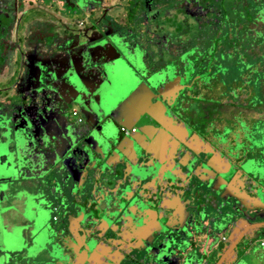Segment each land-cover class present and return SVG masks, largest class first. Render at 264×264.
<instances>
[{"label": "flooded vegetation", "instance_id": "obj_1", "mask_svg": "<svg viewBox=\"0 0 264 264\" xmlns=\"http://www.w3.org/2000/svg\"><path fill=\"white\" fill-rule=\"evenodd\" d=\"M234 1L236 3L230 5L228 0H196L199 9L193 11L189 6L190 0H131V6L126 13V22L122 23L123 28L128 31L126 43L129 48H125L131 57V48L135 47L134 53L137 54L135 61L138 63V67L148 71V75L143 79V81L146 80L143 83L146 86L141 87L135 94L134 98H137L134 101L135 105L131 108V104H128L127 115L130 112L136 115L144 107V109H149L152 112V118L146 116L147 118L143 119L146 120L147 127L152 129L147 128L149 132L138 127L133 117L129 121L124 120L127 121L126 124L135 123V126L130 129L120 127L115 121L110 120L107 127H102L103 131L99 130L98 127L95 128L94 123L98 122L100 118L94 120L90 117L84 118L76 103L75 105L62 104L55 107H44L45 115L57 116L58 113H63L65 124L71 126L72 132L79 141L86 140L90 144L93 137H99L105 142L104 132L107 129V131L111 130L112 132L110 134L108 131L109 135L115 137L119 142L126 135L137 137L138 143L144 148L150 147V136L153 132L156 134L155 137L159 139L169 135L166 127L173 128L169 124V119L173 117L184 121L198 135L206 138L208 142L204 150L207 151L214 149L219 152L220 145L222 146L223 140L227 138L228 146L233 143L231 139L233 132L224 139L220 136L224 135L226 129L224 122L228 121L226 124L230 130L234 129L233 126L236 123L249 126L253 122L259 128L262 127L264 119L257 122L252 116L254 112L257 113L264 107V105L262 106L264 93L261 92L264 88V80L260 78L258 71H253L254 68L250 70L244 66L243 71L239 69L243 67L239 64V53L242 58H245L246 64L251 59L248 58V53L257 57L254 52L255 48H252L249 43L252 38L247 36V32H245L247 23H238L239 14L237 11L243 9L247 2L246 0ZM14 2L15 0H7L4 5L0 6V23L3 22V18L10 19L6 38H3L1 42L6 49L9 48L10 29H14L18 24L9 11H17L21 8L20 1L17 2L18 4ZM226 5L232 6L236 12L232 16L234 22L229 19L231 12L224 8ZM162 15L176 17V19H180L181 24L184 23L182 26L176 25L181 34L173 40H171L170 32H177L178 29L171 27L172 31L167 26H163L162 22L158 21ZM67 23L72 27L70 30L74 32L78 30L77 18H71ZM86 23L93 26V30H96L94 21L88 20ZM197 24L201 26L195 27ZM241 25L243 27L239 29ZM40 27L42 34H45L44 30H46V36L49 37L52 30L58 26L42 24ZM210 28H214L215 36H204L206 33H211ZM144 30L147 34L144 33ZM97 31H99L98 28ZM40 33L33 31L34 40L43 41L46 38H42ZM216 37L219 38L217 46L216 42H212L216 40ZM233 39L238 40V44H235ZM34 40L27 42L29 44ZM130 41L135 44H131ZM218 49L221 53L217 51ZM214 50L216 55H214ZM231 52L235 56L228 62V65L231 64L230 71L223 75V64L226 57H229L228 53ZM222 53L227 54V56L222 55ZM8 63L9 61L6 59L0 73ZM46 68L48 66L43 65L26 73L22 72L19 76L22 79L19 87L18 85L14 87L11 83H7L6 86L0 84V95L6 97V94L2 93L1 90L7 87H12L11 95L14 93L19 98H23L24 94L38 85L43 89L45 82L48 81L45 78ZM214 78L216 83L218 82L215 89L210 86ZM240 78L242 81L237 82ZM149 79H152L151 83H147ZM139 103L142 105H138ZM223 108L226 109L225 112L229 111L228 117L231 120L225 119V115L222 114L224 113ZM72 110L76 111L75 116H71ZM252 111L254 112L252 113ZM102 122L104 120L101 119L99 125ZM33 125L38 129L37 121L33 120ZM121 128L125 132H122ZM24 129L25 126L22 122L16 121L13 124H8L11 143L14 136L20 135ZM50 129H52L51 125L48 133L51 132ZM246 129L249 130L247 127ZM5 130L6 124L0 116V136L4 134ZM140 131H143L148 139L145 135H140ZM120 144H116V149L120 150ZM122 147L129 150L132 146L123 143ZM263 148L264 146L260 148L261 150L256 149L257 153L264 155ZM5 149L9 151V147H0V180L8 178V180L0 182V264H15L16 260L18 261L17 264L20 262L23 264H41L43 258L47 260L44 264H74L78 254L76 237H82L84 229L77 221L79 216L76 211L74 212V206H66V203H63L65 196H69V191L66 192L67 189L64 191L63 187L72 180L67 178L68 175H65L62 182L59 180L53 183L51 180L47 183V178H41V169L36 168L27 170L25 173L21 172L26 178L17 179L13 177L12 165L4 163L8 155L5 154ZM129 152L135 153L133 149ZM113 155H115L113 158H118L116 150ZM87 159L84 169L79 173L78 170L71 169V165L66 164L70 174L74 173L73 180L80 188L84 185L83 178L88 166ZM51 163L54 164L55 162L52 160ZM67 170L65 169L66 172ZM134 187L138 189V186ZM141 187L142 185L140 190ZM153 191L154 188L148 195H142L145 201L151 198L150 195ZM67 203L72 204L71 199ZM48 208L51 215L47 219ZM74 208L76 209V207ZM79 209L81 208L78 207ZM86 227L85 231H90ZM51 231L58 235L56 245L48 241ZM18 234H21L20 238ZM226 239L227 237L223 238V242Z\"/></svg>", "mask_w": 264, "mask_h": 264}, {"label": "crops", "instance_id": "obj_2", "mask_svg": "<svg viewBox=\"0 0 264 264\" xmlns=\"http://www.w3.org/2000/svg\"><path fill=\"white\" fill-rule=\"evenodd\" d=\"M255 1L259 2V0ZM260 7L256 15V20L251 23L247 21V29L245 32H247V36L252 38L251 42L249 41L252 48L258 47L257 53L254 49L256 53L255 56L257 57H254L253 61L250 59L248 63L252 65V70L254 68L253 71H261L260 78L264 80V75H262L264 74V41L262 40L264 37L261 34L262 31H264V0ZM86 25L87 24H85V26ZM259 25L262 26L261 31H258ZM242 27L243 25H241L239 29ZM40 34H42V32ZM44 35L45 34H42L41 37L45 38ZM42 42L43 41H37V47L42 46ZM240 51L242 52V50ZM11 53L12 55L14 54V52ZM253 74L252 72V75ZM261 92L262 94L264 93V88ZM138 105L142 104L139 103ZM263 105L264 101L262 103V106ZM144 108L141 109L140 112H137L136 115L130 114V116H132L135 121L142 116L140 121L137 122L138 127L149 132L147 128L150 130L152 129L147 127L146 122L142 123L146 121L143 119L147 118L144 113L147 108ZM223 109L224 113L222 114L226 117L224 118L226 120H231V118L228 117L229 111L225 112L226 109ZM253 112L254 111H252V113ZM254 114L252 116L254 120H257V122L262 121L264 119V107L261 111L257 113L254 112ZM227 122L223 123L226 129L223 128L225 129L224 135L220 136L224 139L233 132L234 134L231 138L233 143L228 146V138L224 139V143L219 147V152L214 149L211 151L204 150L207 147L206 144L208 140L198 135L193 128H189L184 121L179 120L177 117H173L169 119V124L172 125L173 128L171 126V128L166 127V131L169 135L159 139L155 137L156 134L153 132L150 136V147L146 148L150 153L148 157L151 167L149 169L142 168L139 165L138 160L135 159V155L129 152V150L133 149L132 147H129V150L123 149V143H121L119 146L121 152L136 166L133 169V173L129 172L127 166L123 169V167L117 163L120 161L119 157L121 156L113 158L115 156L113 155L114 150L110 149L103 153L102 156L104 158L99 162V166L101 168L103 167L105 170H107V168L104 163H107L109 166L114 165L113 173L106 177L107 181H101V179H99L100 173L94 174L90 169H88L89 171L86 170L84 173V185H82L81 188L75 184L73 179L69 178L72 181H68L63 187L64 191L66 189V192L69 191V196H65L63 199L65 201H63V203H66V206L76 207V209L74 207L73 209L74 212L76 211L78 213L79 217L77 221L84 229L82 237H76L78 241V254L75 261L76 263L74 262V264H184L186 255L178 257V253H172L170 255L154 253V251L152 253V248L147 242L154 244L155 237L161 230L162 225L166 226L164 230L166 232L176 231L186 226L187 222H190V219H192V217H188L190 215V206L199 210L200 207L210 204L206 201V193L209 192L207 190V184L195 181L193 177L192 180L186 184V174L188 171L192 170V167H190V160L193 158V153L200 154L201 156L206 154V156H203L204 160L214 171L224 177L226 183H222V189L225 190V196L223 195V197L228 198L227 194L232 196L236 195L242 202L241 204L237 202L231 205V210L225 207L221 213L222 215H225V212H228V210H230V213L234 212L235 208H242L244 205L247 207L262 206V204H264V168H262L264 167V155L258 154L257 150L263 147L264 136L260 137V145V142H258L254 136L256 133L259 134L257 129H254L251 125L249 127L248 125H239L236 123L235 126H233L234 129L230 130L227 128ZM251 124L254 123L251 122ZM262 126H264V122ZM246 127L249 130H247ZM144 135L146 136L145 133ZM173 137L180 141V146L185 145L188 147L185 149L183 148L182 153L179 154V158L175 160L176 164L173 160L176 146V142L175 144L173 142ZM94 138L95 137H93V139ZM95 140H99V143H103L99 137H96ZM117 143L119 144L120 142L117 141ZM94 145L92 140V149H95ZM125 145L128 144L125 143ZM256 145H258V147ZM233 146L236 147L233 148ZM262 150L264 151V148ZM232 151L234 153L233 155ZM81 158L84 164H86V157L83 156ZM247 161H251V163L254 164L252 169L249 166L246 167ZM244 164L245 168L250 171L248 174H251L252 177H249L245 173L240 174L239 171H241L240 169L242 168L240 166ZM74 166L76 165H72L71 169L78 170V173L84 169H78ZM26 169L29 170L27 167ZM55 172L56 171L49 172V167H47L45 169V175L41 173V178H47V183L51 180L53 183L59 180L62 182L65 178L66 171L63 169V171ZM171 174H174L178 178L176 185H170L168 181ZM72 175H74V173ZM164 177L167 183L163 185L162 179ZM258 177L262 178L260 182H258ZM150 179H152L151 181L153 182L148 183H151V185L153 184L154 191L150 195L151 198L145 201L140 192V186ZM154 179L159 180L155 182ZM184 180L185 182H183ZM134 186H138V189ZM261 191H263V193ZM227 198L225 200L234 203V198ZM69 199H71L72 204L67 203ZM213 200H211L212 205L222 203L220 202L222 200H218L217 197H214ZM78 207L81 209L78 210ZM99 211L102 217L97 214ZM245 211H247V209ZM234 213L235 215H232V218L228 220L229 223L225 229V233L219 234L218 240L211 252L206 251L205 256H203L202 253L197 254L199 258H203L200 264H237L238 261H243L241 253L244 255L251 253L247 245L255 239H258L260 247L264 248V219L258 217L256 218V223H253L252 221H254V219L249 220L247 219L248 217L244 218L242 214ZM258 214L264 216V211L259 210ZM253 215L254 212H249V216ZM128 219L131 221L127 222ZM85 227L90 231H85ZM225 237H227V239L223 242V238ZM233 241L234 244L232 246L230 244L233 243ZM206 242L208 243V241ZM222 251L223 253L221 256L219 254ZM199 252L201 251L199 250ZM134 255H136V257ZM192 263L196 264L194 262ZM257 263L264 264L263 261H257Z\"/></svg>", "mask_w": 264, "mask_h": 264}, {"label": "water", "instance_id": "obj_3", "mask_svg": "<svg viewBox=\"0 0 264 264\" xmlns=\"http://www.w3.org/2000/svg\"><path fill=\"white\" fill-rule=\"evenodd\" d=\"M73 1L75 5L81 4V0ZM246 2L247 3L243 9H240V11L237 12L240 17L243 16L240 20L241 22L247 23V21H249V23H251L257 18V3H255L254 0H246ZM262 2L263 0H260L258 4L261 5ZM70 29L71 27L69 24L65 25L62 22L61 27L58 26L56 29L52 30V34L49 36L50 41H46V39L43 40L44 47L51 48L53 44H55L54 39L57 38L58 40L60 34L66 36L67 41L64 43V47L68 45L69 48L66 49V52L71 54L69 57L71 61L67 66L62 67V69L59 70L58 60L60 58L58 57H53L57 59L55 64L52 63L53 65H48L50 63L47 62H34V60H31L33 61L32 65H35V67L43 65L48 66L45 71V78L48 79V81L45 82L43 89L38 85L24 94L23 98H19L14 93L11 95L12 87H7L1 90L2 93L6 94L4 103L6 102L8 105L5 106L0 113L1 118L6 124V130L4 131V134L0 136V147H9V151L5 149V154H8L9 156L7 155L4 163H10L12 165L13 177H16L17 179L26 178V176L21 173L27 171L26 167L29 170L34 168L41 169L42 175H45V169L47 167H49V172H60L63 171V169L67 170L66 164L71 166L76 165L74 167L83 169L86 164H84L81 157L84 156L88 158L87 170L90 169L94 174L100 173L99 179H101V181H107L106 177L113 173L114 165H111V167L107 163H104L107 168V170H105L103 167L101 168L99 166V162L104 158L102 156L103 153L110 149H113L114 151L116 150L118 152V157L121 156L119 157L120 161L117 163L121 165L123 169L127 166L129 172L133 173V169L136 167L130 162L128 157L121 152V150L116 149L118 140L109 135V133L112 134L111 130H108L109 133L107 129L106 132H104L106 141L103 143H99V140L96 141V137L92 139L93 144H95V149H92V140L90 144L86 140H77V137H75L72 132L71 126L65 124L63 113H58L57 116H46L44 113V107L49 108L62 104L75 105L76 103L84 118L90 117L92 120L98 118L104 120L100 125V120L94 123V126H96L95 128L98 127V129L102 131V127H107L110 120L115 121L120 127L126 129L134 127L135 123L140 121V119H138L134 124H126V122L132 118L130 114H134L133 112H130L127 115L128 104H131V108L135 105L134 101L137 99L134 98L135 94L141 87L146 86L143 84L146 80L143 81V79L148 75L147 70L138 67V63L135 61L137 54H131L130 57V54L127 53L125 48H129V45L125 42V45L121 43L123 45V47H121L119 38H115L112 41L109 39V41L106 42L103 36H101L95 40L88 41L85 33H82V30H76L74 32ZM89 29L92 31L93 28L90 27ZM77 33L78 39L76 40L75 45L69 46L70 40L73 42L75 39L74 36ZM261 34L264 37V31H262ZM44 36L47 37L48 35L46 36L45 33ZM262 40L264 41V38H262ZM17 43L18 39L15 41L16 51L14 49V52H19L20 57L17 54L15 57L12 56V53H10L12 50L10 46L9 48L11 50L9 48H4L5 59L3 65L5 64L6 59H9V63L14 66L15 71L12 73V75L14 74L12 78L8 79L5 83H2L5 86L7 83H11L15 87L18 82L19 74L22 73L20 68L18 69L17 67V62L23 55V49L21 45ZM85 45H87V51H81L79 56L76 57V61L73 62V55L76 53V50ZM59 49V46H57L55 51H58ZM26 61L29 62L28 60ZM151 82L152 79L147 80V83ZM144 113L148 117L152 118L153 116L149 109H146ZM33 120L38 122V129L33 125ZM124 120L127 121L125 122ZM16 121L19 123L22 122L25 129L20 135H15L11 143L8 124H13ZM144 122L146 121H143L142 123ZM50 125L52 126V129H50L51 132L48 133ZM65 125L66 127H64ZM255 129L262 132L261 137L264 136V126ZM140 134L144 135L142 131H140ZM174 138L175 137H173V142L174 144L176 142V146L173 160L175 163V160L179 158V154L182 153L183 148L185 149L188 147L185 145L180 146V141L177 138ZM123 139L120 140V143L125 142L132 146L135 151V159L137 158L139 165L142 168L149 169L151 167L150 159L148 157L150 156V153L146 147H142L138 143L136 137L134 138L132 135H126ZM256 139L260 141V136ZM203 156H206V154H203ZM203 156L193 153V158L190 160V167H192V170L188 171L186 174V184L192 180V177L195 181L207 184V190L209 192L206 193V201L210 204L200 207L199 210L190 206V215L188 217H192V219H190V222H187L186 226H183L176 231L166 232L164 231L166 226L162 225L161 230L155 237L154 244L147 242L152 248V253L153 251L154 253L166 255L178 253V257L186 255L184 264H193L192 262L196 264L201 263L203 258H199L197 254L202 253V255L205 256L206 251L211 252L218 240L219 234L221 235V233H225V229L229 223L228 220L232 218V215H235L234 212L242 214L244 218L248 217L247 219L249 220L254 219V221H252L253 223H256V218L258 217L264 219V216L258 214L259 210L264 211V204H262V206L258 205L253 207H247L244 205L242 208H235L234 212L230 213L231 205L237 202L241 204L242 202L239 197L230 194H227L228 198H226H234V203L225 200L226 198L223 197V195L225 196V190L222 189V183H226V181L224 177L208 165ZM52 160L55 162L54 164L51 163ZM240 167H242L240 169L241 171H239L240 174L245 173L249 177H252L251 174H248L250 171L245 168V164ZM65 174L68 175L67 178L73 179V175L70 174L68 170ZM261 177H258V182L261 181ZM177 179L178 178L174 174H171L168 181L170 182V185H176ZM4 180H8V178L0 180V182H3ZM151 180L152 179L143 183L140 190L143 196L148 195V193L153 190V184L151 185L153 181ZM158 180L159 179H154L155 182H158ZM162 180L163 185L167 183L165 177ZM183 182H185V180ZM263 191L261 192L263 193ZM214 197H217L218 200H222L220 201L222 203L212 205L211 200H213ZM225 207L230 210L225 212V215H222L221 213ZM246 209L247 211H245ZM249 212H254V215L249 216ZM128 221L131 220L128 219L127 222ZM206 241H208V243ZM233 244L234 241L230 245L233 246ZM199 250L201 252H199ZM223 251L220 252L219 255L222 256ZM134 256L136 257V255ZM237 264H240V261H238Z\"/></svg>", "mask_w": 264, "mask_h": 264}, {"label": "rangeland", "instance_id": "obj_4", "mask_svg": "<svg viewBox=\"0 0 264 264\" xmlns=\"http://www.w3.org/2000/svg\"><path fill=\"white\" fill-rule=\"evenodd\" d=\"M6 1L7 0H0V6L4 5ZM18 1L21 2V8L18 9L17 11H12V10L9 11V12H11V15L14 16V18L16 19V24L17 23L18 24H17V26H15L14 29H12V28L10 29L8 41H9V46L12 49L11 50L9 48L11 50L10 53L14 52L15 41L17 39L19 40V43H17V44H20L22 49H23V55H22L21 59L19 58V61L17 62V67H18V69L20 68L21 72L26 73V72L31 71V70L36 68L34 65H32L33 61H31V60H34V62H37V61L38 62L39 61L47 62V63H50L48 65H53L56 63V60H57L53 57H58V58H60L58 60L59 61V67H58L59 70H61L62 67L67 66L68 63L71 61L69 58L71 56V54L66 52V49L69 47H68V45L64 47V43L67 40H66V36H63V34H60L58 36V40H57V38L54 39L55 44H53V46L51 48H45L43 42H42V46H40L41 48L37 47V41L34 40V38H33V31L42 32V29L40 27V25H42V24H46V26L56 25V26L61 27L62 22L66 25V24H68L67 22L69 21V19L77 18L78 30H82V33H85V35L87 37L86 39L88 41L95 40L96 38H99L101 36H103V38L105 39L106 42H108L109 39L112 41L115 38H119L120 39V46L123 47V45L121 43L124 44L127 40L128 31H126L123 28L124 25L122 23L126 22V13L128 12L129 6H131V3H132L131 0H81V4H79V5H75L73 0H15L14 3L16 4ZM228 1H229L230 5L231 4L234 5L236 3V1H234V0H228ZM14 3H13V5H14ZM189 3H190L189 6H190L191 10H193V11L197 10L198 11L199 6L196 4V0H190ZM255 3H257V8L259 11L260 7L258 4V1H255ZM227 5L224 8L229 9V11L231 12L229 19H232L234 22V19L232 16L236 12H234V8H232V6H227ZM9 9H11V6H9ZM139 16H140V13H139ZM142 17H144V15H142ZM88 20L94 21L95 25L99 29V31H97V28H96V30L92 29V31H90L89 28L93 27V26H91V25L85 26V24H87L86 22ZM134 20H136V18H134ZM158 21L159 22L161 21L162 23L161 22L160 23L163 26H167L169 29H171V27L174 29L176 27L178 29V27L176 26L177 24L180 26L184 25L183 22H182V24H181V22H179L180 19H176V17H173V16L171 17L170 15H166V16L162 15V16H160V20H158ZM199 26H201V25L200 24L195 25V27H199ZM258 27H259L258 31H261L262 26L259 25ZM210 29H211V33H206L204 36H211V37L215 36L214 28H210ZM44 32L46 33L47 31L45 30ZM144 33L147 34V32L145 30H144ZM170 33L172 35L171 40H173V39H175L176 36H179L181 34V31H180V29H178L177 32H174V33L170 32ZM105 36H106V38H105ZM74 37H75V39L73 40V42L70 40L69 46L75 45L76 40L78 39V33L75 34ZM221 37H223V36H221ZM45 39H46V41H50L49 37H46ZM68 39H69V37H68ZM147 39H148V37H147ZM215 39L216 40H213L212 42H216V46H217L219 38L216 37ZM29 40H34V41H32L31 43L28 44L27 41H29ZM233 40H234L235 44L236 43L238 44V42H239L238 40H235V39H233ZM57 46H59L60 49L58 51H55V48ZM86 47H87V45H85L83 47H79L76 50V53L74 54L75 56L72 54L73 55V62L76 61V57L79 56V53L81 51L82 52L87 51ZM172 49H170V50H172ZM134 50H136L135 47H132L131 48L132 54H134ZM255 50L257 53L258 47H256ZM15 51H16V49H15ZM217 51H219L221 53V51L219 49ZM16 54L20 57L19 52L18 53L14 52V54L12 56L15 57ZM57 55H59V56H57ZM214 55H216L215 50H214ZM222 55L227 56V54H224V53H222ZM228 55H229V57L228 56L226 57V61L223 64V75L227 74L230 71L231 64L228 65V62H230L232 60V57L235 56V54L233 52L228 53ZM248 55H249L248 58L250 57L252 59L251 61H253L254 60L253 55H251L250 53H248ZM238 57H239V64L243 65V67L239 68L241 71L244 70V66L246 67V69L248 67V69L252 70V65L246 64V62H244L245 58H242L240 53L238 54ZM26 60H28L29 62H27ZM8 61H10V60L8 59ZM13 72H15L14 66H12V64L10 65V63L6 64V66L4 67V69H2V71L0 73V84L5 83L9 79V77L12 76ZM258 72H259V74H261V71H258ZM20 74H19V76H20ZM218 77L221 78L220 75H218ZM241 78L237 82H241L242 81ZM21 80L22 79L18 78V82H17L18 87L21 85L20 84ZM217 83H216V79L214 78V81L210 85L211 88L215 89V86L217 85ZM18 89H20V88H18ZM211 91H214V90L211 89ZM4 101H5V97L0 95V102H1L0 105L2 104L0 106V113L3 110V108L8 105L6 102L4 103ZM251 126L252 127L254 126V129L258 128L257 124H251ZM254 136L256 138L258 136L261 137V132H259V134L258 133L254 134ZM257 141L260 142L259 140H257ZM260 145H261V142H260ZM256 146L258 147V145H256ZM263 146H264V142H263ZM233 154L234 153H232V155ZM246 166H249L252 169L254 164L251 163V161H247ZM262 168H264V167H262ZM254 169H256V168H254ZM99 210H100V208H99ZM49 211L50 210L48 208V212L46 214L47 219L51 215ZM100 211L97 212V214L100 217H102V214L100 213ZM20 236H21V234H18L19 238H20ZM57 237H58V235L53 234V231H51V236L49 237L48 241H50L52 244L56 245V238ZM247 246H248L247 248H249L251 253L248 255H244L243 253H241L243 261L241 260L240 264H258L257 261L258 262H260V261L264 262V248L260 247L258 239L252 240V242L249 243V245H247ZM46 261L47 260L45 258H43L41 260V264H44ZM6 262H7V260H6ZM17 263H18V261L16 260L15 264H17ZM10 264H12V263H10ZM20 264H23V263L20 262Z\"/></svg>", "mask_w": 264, "mask_h": 264}, {"label": "trees", "instance_id": "obj_5", "mask_svg": "<svg viewBox=\"0 0 264 264\" xmlns=\"http://www.w3.org/2000/svg\"><path fill=\"white\" fill-rule=\"evenodd\" d=\"M259 6H260V4H259ZM243 16H239V18H238V23H241V18H242ZM10 19H7V18H3L2 19V23H0V34H2V35H0V69H1V67H2V65H3V61H4V59H5V54H4V45L1 43L2 42V39L4 38H6V35H7V31H8V27H9V23H10V21H9ZM87 25H89V24H87ZM4 31V32H3ZM3 32V33H2Z\"/></svg>", "mask_w": 264, "mask_h": 264}, {"label": "built area", "instance_id": "obj_6", "mask_svg": "<svg viewBox=\"0 0 264 264\" xmlns=\"http://www.w3.org/2000/svg\"><path fill=\"white\" fill-rule=\"evenodd\" d=\"M71 115H72V116H75V115H76V111L73 110V111L71 112ZM121 131H122V132H125V130H124L123 128H121ZM262 245H263V244H262Z\"/></svg>", "mask_w": 264, "mask_h": 264}]
</instances>
